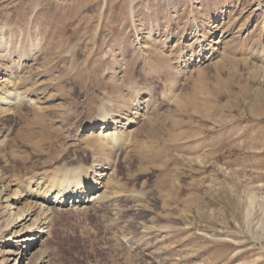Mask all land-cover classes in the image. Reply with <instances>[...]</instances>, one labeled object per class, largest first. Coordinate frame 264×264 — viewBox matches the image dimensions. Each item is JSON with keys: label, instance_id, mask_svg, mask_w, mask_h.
Here are the masks:
<instances>
[{"label": "rangeland", "instance_id": "rangeland-1", "mask_svg": "<svg viewBox=\"0 0 264 264\" xmlns=\"http://www.w3.org/2000/svg\"><path fill=\"white\" fill-rule=\"evenodd\" d=\"M0 88V264L38 214L30 264H264V0H0ZM93 162L102 202L5 231L15 181Z\"/></svg>", "mask_w": 264, "mask_h": 264}, {"label": "bare ground", "instance_id": "bare-ground-1", "mask_svg": "<svg viewBox=\"0 0 264 264\" xmlns=\"http://www.w3.org/2000/svg\"><path fill=\"white\" fill-rule=\"evenodd\" d=\"M3 88H0V89H3ZM0 94L4 95V98L3 96H1L3 99L2 98L0 99V109L1 110L9 109L11 101L13 100L16 101V99L18 100V98L16 97L17 95L14 92L10 91L8 93L5 90L4 91L0 90ZM107 102L110 103L111 101L107 100ZM4 104L8 107L7 108L2 107V105ZM109 106L108 104L106 105L104 103L103 107L105 111L104 109L102 110V107H101L102 113H100L98 119L95 121L93 125L94 128L90 130L88 134L90 137L96 135L98 139L101 138L102 141L100 145H102V147H104L106 150H110V148L111 150H114V148L118 149L117 147L119 146V144H123L127 142V140L130 137L127 138L123 134L120 135L121 132L119 134L118 132L119 129L117 130L118 128L117 125H119L121 121L120 119L115 118L116 114H113L114 111L111 110ZM109 115L115 116V117L113 116V123L109 121V117H108ZM101 119L103 120L102 129L99 134L98 133L96 134L95 130L98 127H100V124H98V122ZM129 122L130 121L123 122V124H121L122 125L121 127L125 128L126 126L124 124H128ZM114 124H115V127L113 126ZM132 130H129L128 132L127 131L126 132L130 133ZM92 152L94 154H97L95 150H92ZM95 161H97L96 157H95ZM62 165H65V166L63 167L61 166V168H57L55 166L57 169H53V171L51 172L48 171L49 173H46L45 177L36 171L37 173L40 174L38 177L28 178L25 181H22V180L15 181L16 185H19L20 188L24 187L23 189L26 192H24V190H18L13 194L15 196H18V198L20 197V199H21V196H27L28 198H32L33 200L27 207L23 209L21 207L20 209L17 210V218L13 219V221L15 220L14 222H11L10 224L6 225L5 231H8V230L11 231L10 229H12L13 227H16L19 223L23 221L24 223L30 221L32 217L35 215L36 209L37 207L39 208V206L44 208V209L41 208V210H44L45 212V213L42 212L44 216L49 212V209L48 210L46 209V207L49 204H52L56 208L61 209L65 207L68 208L72 203L70 202L71 200L73 201V204L71 205L72 207H74L75 205H77V203H80V202L82 205L81 207H87L88 205L91 207V205L94 206V203L99 204L98 202L100 201L102 202V199H104L105 197V192L109 190V188L112 186L111 184L112 182L110 183L109 186L107 185V183L102 184V177L104 175H108V173H106L105 170L111 169L109 162L104 163V164L100 163V167L103 168L102 172L96 170L97 164L94 162L91 163L87 167L80 166V165L67 167L66 164H62ZM42 183H47V184L42 188L40 186ZM102 185H104V188L107 187V190L105 189L104 191V188L103 189L101 188ZM94 188L96 190H94ZM12 204L8 203L7 206L10 209H12L14 208V206L12 207ZM41 216H39L38 214V218H36L37 222L35 221V218H33L29 226L26 225L27 227L25 229L19 231L18 233L13 234V235H16L17 237H20L15 241V246H14L15 250H13L12 252L13 254L16 255V261L18 258H21V261L26 259V262L24 264H30V261L33 260L34 252L32 251L30 252V250L38 244L39 240H43L42 239L43 236L47 234V230H45V227L43 226L45 222L44 223L42 222ZM27 233H30V234H27ZM24 234H27V235L25 236ZM2 235H4V232L0 231V237ZM21 235H23V237H21ZM10 238H11L10 233H7L6 236H3V239L1 240V242H3V245L12 242ZM20 243H24V245L22 246L20 245ZM21 248L23 249L21 250ZM36 262H38V260Z\"/></svg>", "mask_w": 264, "mask_h": 264}]
</instances>
